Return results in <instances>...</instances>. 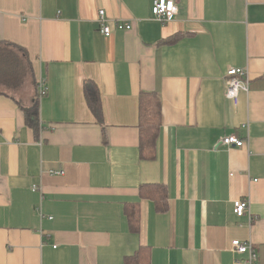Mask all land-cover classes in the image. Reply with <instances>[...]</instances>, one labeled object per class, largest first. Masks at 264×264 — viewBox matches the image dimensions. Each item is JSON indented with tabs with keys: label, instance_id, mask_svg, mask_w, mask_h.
<instances>
[{
	"label": "crops",
	"instance_id": "1",
	"mask_svg": "<svg viewBox=\"0 0 264 264\" xmlns=\"http://www.w3.org/2000/svg\"><path fill=\"white\" fill-rule=\"evenodd\" d=\"M153 2L0 0V41L27 50L30 73L26 98L0 85V264H125L141 246L151 264H249L235 239L264 264V0H177L167 22ZM101 9L133 28L104 35ZM230 67L250 79L237 102ZM142 91L162 99L152 155L140 148ZM18 101H38L37 129ZM228 134L247 145L226 146ZM145 184L166 186V210L140 198ZM237 199L250 200L242 216Z\"/></svg>",
	"mask_w": 264,
	"mask_h": 264
},
{
	"label": "trees",
	"instance_id": "2",
	"mask_svg": "<svg viewBox=\"0 0 264 264\" xmlns=\"http://www.w3.org/2000/svg\"><path fill=\"white\" fill-rule=\"evenodd\" d=\"M27 50L13 42L0 41V85L11 92V96L17 99L15 93L25 85L28 79ZM85 95L89 107L100 122H103L102 97L97 85L89 80L85 83ZM17 101V100H16ZM29 126L37 129L40 116L39 104L36 101L31 106H22ZM162 99L156 91H142L139 95V134L142 154L155 153L158 135L161 128ZM140 198H149L155 201L158 210L168 208V191L163 184H145L140 188ZM137 203L126 205V215L129 219L131 231H139L140 215L136 208ZM125 264H151V253L147 246H141L139 250L125 259Z\"/></svg>",
	"mask_w": 264,
	"mask_h": 264
},
{
	"label": "built area",
	"instance_id": "3",
	"mask_svg": "<svg viewBox=\"0 0 264 264\" xmlns=\"http://www.w3.org/2000/svg\"><path fill=\"white\" fill-rule=\"evenodd\" d=\"M153 15L162 22L171 21L178 13L177 0H154L152 7ZM99 22L101 25V32L110 36L113 33L114 28L118 30H128L133 28L131 21H124L122 19H112L106 15L105 9L99 11ZM228 75V90L227 96L237 102L240 94L243 91L250 90V79L248 72L242 67H230L227 71ZM48 93V86L46 80L40 78L38 81V95L43 97ZM222 142L228 146L244 147L247 145L246 139L239 137L236 134H228L222 138ZM250 210L249 199H237L234 201V212L242 216L246 211ZM232 250L239 254L248 253L247 259L249 264H259L258 254L253 243L250 241H242L235 239L232 242ZM241 259H236V262H240Z\"/></svg>",
	"mask_w": 264,
	"mask_h": 264
},
{
	"label": "rangeland",
	"instance_id": "4",
	"mask_svg": "<svg viewBox=\"0 0 264 264\" xmlns=\"http://www.w3.org/2000/svg\"><path fill=\"white\" fill-rule=\"evenodd\" d=\"M25 88H28V85L27 86H24ZM25 88H21L20 90H18V96H20V97H22L23 95H26V94H24V93H22V92H24L25 91ZM24 97V96H23ZM22 97V98H23ZM24 98H26V96L24 97Z\"/></svg>",
	"mask_w": 264,
	"mask_h": 264
}]
</instances>
